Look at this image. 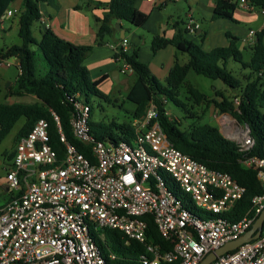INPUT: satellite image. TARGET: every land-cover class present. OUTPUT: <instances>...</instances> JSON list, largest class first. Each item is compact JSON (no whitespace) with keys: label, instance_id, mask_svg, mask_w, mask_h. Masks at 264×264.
Returning a JSON list of instances; mask_svg holds the SVG:
<instances>
[{"label":"built area","instance_id":"1","mask_svg":"<svg viewBox=\"0 0 264 264\" xmlns=\"http://www.w3.org/2000/svg\"><path fill=\"white\" fill-rule=\"evenodd\" d=\"M234 2L256 9L248 0ZM19 13L14 6L5 19ZM41 22L48 28L43 17ZM249 36L255 38L256 32L251 30ZM118 49L129 55V40L123 38ZM119 61L123 74L134 73L126 60ZM70 100L76 111L74 136L91 146V157L68 141L56 114L65 149L62 158L50 145L46 120L21 138L6 177L13 199L0 208V264H116L118 257L105 255L97 244L91 232L94 226L120 231L144 245L146 252L137 264H201L210 253L252 229L264 210V194L252 199L251 210L240 220H230L227 214L246 189L229 174L211 170L176 149L156 121L153 103L141 120H135L131 143H111L96 140L91 133L90 107ZM236 130L242 132L241 151H250L255 144L250 129ZM245 164L257 171L264 188V159L250 157ZM175 191L189 195L209 218L190 210ZM149 215L163 238L173 243L172 250L162 251L148 242ZM211 264H264V226L259 238Z\"/></svg>","mask_w":264,"mask_h":264},{"label":"trees","instance_id":"2","mask_svg":"<svg viewBox=\"0 0 264 264\" xmlns=\"http://www.w3.org/2000/svg\"><path fill=\"white\" fill-rule=\"evenodd\" d=\"M248 1L256 9L264 11V0ZM47 2L48 0H0V28L8 10L19 4L18 35L21 40V44L0 49V59L15 58L19 63L20 73L12 90L38 99L33 104L0 102V146L15 125L22 118L25 119L14 139V149L5 153V156L13 160L21 138L27 136L38 121L46 120L49 124L50 145L62 158L65 149L60 141L59 125L54 116L56 114L68 141L86 157H91V146L80 142L74 136L72 119L76 111L70 100L72 98L90 107L89 124L94 138L111 143H131L136 136L135 120H141L153 103L158 110L156 121L176 149L211 170L229 174L246 189L244 198L227 217L238 221L247 214L251 210L252 199L264 194L257 171L245 164V160L250 157L264 159V30L256 34L254 44L248 48L247 53L250 54L247 57L238 46V37L228 34L229 46L206 51L201 45L186 38L189 33L186 23L183 20L177 21L174 24L176 33L171 40L157 35L151 43L154 53L172 45L189 57L187 63L176 61L166 78V85L161 84L151 74L148 65L139 60L138 49L129 55L118 49L116 59L126 60L134 70V80L127 95V99L136 105L134 121L119 122L114 119L105 123L94 120L92 98L97 97L109 103H113V100L101 90V85L108 76L94 80L85 65L93 47L68 42L50 28L41 30L39 40L34 36L33 27L42 18L40 5ZM136 2L137 0H110L108 3L80 0L75 9L88 11L93 15L96 23V44L102 46L109 38L118 34L117 20L127 22L135 28L145 26L149 15L137 9ZM237 8L234 0H216L212 21L222 19L237 23L234 19ZM97 10L103 11L102 17L94 14ZM199 38L203 43L206 33L199 35ZM33 46L37 50H33ZM230 62L240 64V72L235 73L229 69ZM191 72L214 81L219 80L228 88L238 90V94L229 97L224 91L216 90L215 98H210L187 80ZM183 94L185 101L182 99ZM187 101L193 104H188ZM169 104L183 109V120L173 119L169 115ZM194 105H205L203 116L193 112ZM212 106L221 113L232 116L239 124L249 127L255 142L250 151H241L238 142L224 138L219 129L209 122L202 123ZM187 120L192 122L185 127ZM175 195L190 210L200 215V210L193 205L189 195L181 191H175ZM9 198L11 200L13 196L9 195ZM185 200L192 205L188 206ZM1 206L0 203V208ZM145 218L148 224V242L159 246L162 251L172 250L173 243L163 238L154 218L150 215ZM91 232L105 255L111 252L118 257L116 264H137L139 257L146 252L144 245L128 239L120 231L98 229L94 226Z\"/></svg>","mask_w":264,"mask_h":264},{"label":"crops","instance_id":"3","mask_svg":"<svg viewBox=\"0 0 264 264\" xmlns=\"http://www.w3.org/2000/svg\"><path fill=\"white\" fill-rule=\"evenodd\" d=\"M96 1L108 3L110 0ZM170 2L178 4L185 3L188 9L185 16L182 17V15L175 11L168 15H164V11L168 9V4ZM79 3L80 0H48L47 3L40 5L41 14L46 20L48 28L60 38L76 45L93 47L91 53L85 60V65L90 70L91 76L94 80L100 79L103 76H108V79L101 85V90H103L104 86H108L111 89L112 84L115 83V81L118 84L125 82L121 79V62L115 57L117 46L120 42L119 40L122 39L123 36L129 40V52L132 54L138 49L139 60L148 65L151 73L155 75L156 79L161 84L166 85V78L175 66L176 61L178 60L180 63H187L189 57L184 56V53L177 51L172 45H167L165 48L154 53L152 51L151 43L154 36L157 35L166 40H171L176 33L174 24L177 21L183 20L186 23V27L189 29L186 38L201 45L206 51H211L217 47L229 46L230 42L227 35L230 34L240 39L238 46L240 50L246 54H250L247 53L248 48L254 44L256 36L255 38H251L249 32L253 29H244V25L252 22H260L258 28L254 29L257 34L263 30L264 24V15L262 11L258 9L249 10L241 7H238L234 14V19L237 23L222 19L212 21L216 0H137V9L149 15V19L145 26L142 28H131L129 25H126L125 22L121 21L120 25L122 32L118 30L117 35L109 38L104 45L99 46L96 44L95 33L88 18V15L91 13L88 11L75 12L73 10V8ZM17 5L19 6V4ZM94 14L102 17L103 11L97 10ZM70 20H74L78 24V33L80 37L70 36L65 32L66 30H69ZM39 25L42 29L43 27L44 29L46 28L45 24L42 22H39ZM1 28L6 30L5 23L1 25ZM203 33H206V38L204 42L201 43L199 35ZM150 35L152 36L151 39H149ZM81 37L84 38V41L80 40ZM148 40L151 42H148ZM12 61L13 64L11 66H16L19 75V63L15 58H12ZM4 67L10 68L7 66ZM191 73H189V75ZM17 77L14 80V83L17 80ZM215 89L228 91L225 88ZM32 97L34 98L33 102L22 101L15 103H36L38 99L35 96ZM0 189L2 190V192H0V199L3 200L1 205H3L10 201L9 195L13 196V193L8 189L7 182L1 186Z\"/></svg>","mask_w":264,"mask_h":264},{"label":"rangeland","instance_id":"4","mask_svg":"<svg viewBox=\"0 0 264 264\" xmlns=\"http://www.w3.org/2000/svg\"><path fill=\"white\" fill-rule=\"evenodd\" d=\"M15 7H18L16 5ZM75 12H80V10H77L73 8ZM175 11L176 13L182 15V17L185 16L186 11H188L185 3H172L170 2L168 4V9L164 11V15H168L171 12ZM18 18L19 16L16 15L12 18H6L4 23L6 26V30H3L0 28V49L11 47L13 45L21 44V40L18 35ZM88 18L91 22L92 28L95 33V39H96V23L94 20V17L89 14ZM260 22H252L250 24L244 25V29L252 28L257 29ZM126 25H129L131 28H133L132 25L125 22ZM79 26L74 20H70V27L69 30H66L65 32L68 33L70 36H79ZM44 29V27H43ZM42 28L39 25V22H36L33 27V33L34 36L37 38V40L41 37V31ZM148 35V34H147ZM82 36V35H81ZM152 36H149V39H151ZM65 40V39H64ZM81 41H84V38H80ZM67 41V40H66ZM69 42V41H68ZM148 42H151L148 40ZM74 44V43H73ZM33 50H37L36 46H33ZM184 56L188 57L187 54H184ZM249 55L247 54V57ZM8 62H11L13 64L12 59L7 60ZM3 62L5 60L0 59V102L2 103H15V102H33L34 98L29 95L19 94L15 93L12 90V87L14 85V80L18 76V70L16 66H11L10 68H6L3 65ZM240 64H237L235 62H230L229 69L233 70L235 73L240 72ZM154 75L153 73H151ZM155 76V75H154ZM121 79L125 81L124 83L118 84L116 81L112 84L111 89L108 86L103 87V92L109 96L113 103H109L103 99L93 97L92 102L94 106V120L95 121H103L105 123H109L114 119H117L119 122L123 121H134L133 112L136 109V105L130 102L127 99L128 91L130 89V86L133 83L134 76L133 75H125L122 73ZM188 80L195 84L197 87L200 88V90L210 97L215 98L216 90L215 88H225L228 91H224L229 97H233V95L238 94V90H232L225 86L221 81L219 80H211L201 75H196L194 73H191L188 77ZM108 87V89H107ZM218 91H222L219 89ZM210 94V95H209ZM236 96V95H235ZM182 99L185 101L184 94L182 95ZM117 100V101H116ZM188 104H193V102H188ZM205 109V105L202 106H196L194 105L193 112L198 113L199 115L203 114V110ZM169 115L173 119H181L183 120L185 116V112L183 109H180L176 107L173 104H169L167 107ZM203 116V115H202ZM225 116L229 119H225ZM205 122H209L211 125L217 127L221 134L225 137L232 138L233 141L239 142L242 136V132H239V130H244L243 125L239 124L232 116L223 114L220 112L219 109L212 106L208 113L206 114L204 118ZM192 120H187V123L185 124V127L187 124L191 123ZM25 119L22 118L14 127L11 134L5 139V141L0 146V188L6 183V177H7V171L12 167V160H10L7 156H5V153H10L14 149V139L18 132L20 131L21 127L24 125ZM173 187V185L171 186ZM0 192L2 190L0 189ZM185 202L188 204V206H191L192 204L188 202V200H185ZM0 203H3V200L0 199ZM195 207L200 210V215L204 219H208V213L198 203H194Z\"/></svg>","mask_w":264,"mask_h":264},{"label":"water","instance_id":"5","mask_svg":"<svg viewBox=\"0 0 264 264\" xmlns=\"http://www.w3.org/2000/svg\"><path fill=\"white\" fill-rule=\"evenodd\" d=\"M120 22H121V20H117L116 28H117V30L122 32ZM123 38H124V36L122 37V39ZM246 127L249 129L248 126H246ZM224 138L233 141L232 138L225 137V136H224ZM263 226H264V210L262 211L261 215L258 217V219L256 220L255 224L253 225L252 229L248 233H246L244 236H242L238 240L229 242L226 245H224L223 247L219 248L218 250L210 253L202 261L201 264H211L213 261L217 260L218 257L223 256V255H225L231 251L238 249L244 243H247V242H250L252 240L259 238L261 233H262Z\"/></svg>","mask_w":264,"mask_h":264}]
</instances>
